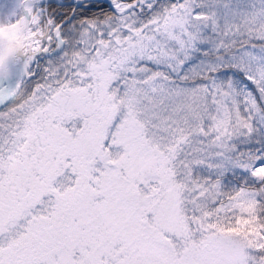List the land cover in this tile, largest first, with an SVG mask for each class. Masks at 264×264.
<instances>
[{"label":"snow or ice","instance_id":"snow-or-ice-1","mask_svg":"<svg viewBox=\"0 0 264 264\" xmlns=\"http://www.w3.org/2000/svg\"><path fill=\"white\" fill-rule=\"evenodd\" d=\"M0 264H264V0H0Z\"/></svg>","mask_w":264,"mask_h":264}]
</instances>
